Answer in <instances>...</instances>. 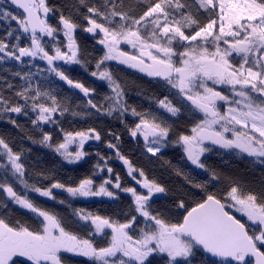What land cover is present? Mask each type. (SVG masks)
Segmentation results:
<instances>
[{"label": "snow or ice", "instance_id": "obj_1", "mask_svg": "<svg viewBox=\"0 0 264 264\" xmlns=\"http://www.w3.org/2000/svg\"><path fill=\"white\" fill-rule=\"evenodd\" d=\"M78 5L79 20L66 17L50 0H0V71L8 73L0 75V122L18 128L17 118L24 117L41 133L38 140L28 137L33 144L68 164L85 160V144L100 141L101 134L95 128L64 129L66 114L82 113L66 97L58 99L56 82L63 81L79 90L90 110L119 119L146 154L157 157L169 146L178 147L213 184L220 178L206 164L209 153L250 158L264 167V0H78ZM57 16L58 23H52ZM77 31L101 46L89 73L110 89L100 101L96 89L66 73L70 65L88 71ZM111 61L167 89L155 112L128 104ZM186 112L195 119L187 132L177 133L169 121ZM128 115L136 118L131 126ZM45 125L55 126L60 140L53 142ZM107 146L127 165L131 185L122 184L104 157L75 185L59 180L45 185L50 176L26 166L31 150L0 136V264H69V256L85 257L90 264H264V187L250 190L232 181L217 194L177 171L189 188L173 201L179 219L172 222L165 215L169 209L153 207L158 194L166 198V187L121 155L116 144ZM26 173L36 182L30 183ZM54 189L73 199L118 201L121 193L128 194L130 211L116 218L74 210V223L89 229L82 236L30 195L55 200ZM9 204L34 214L37 227L9 220Z\"/></svg>", "mask_w": 264, "mask_h": 264}, {"label": "trees", "instance_id": "obj_2", "mask_svg": "<svg viewBox=\"0 0 264 264\" xmlns=\"http://www.w3.org/2000/svg\"><path fill=\"white\" fill-rule=\"evenodd\" d=\"M50 3L56 6L60 12H63L66 17L72 15L79 20L77 15L78 0H50ZM51 22L54 24L58 23V16ZM2 25L3 22H0V26ZM2 34L0 33V35ZM76 36L81 51L87 60L88 71L77 65L75 69L66 68V73L70 78L83 83L86 87L96 89V99L100 101L110 90L94 80L89 73L94 69L95 59L102 55L101 47L95 44L92 37L87 33L77 31ZM7 66L11 67L13 71L20 70L19 65L10 64ZM2 67L4 66H0V68ZM110 70L113 76L124 87L128 104L138 111L151 110L155 112L156 100L167 94V89L158 80L151 79L133 68L111 65ZM0 75L8 76V73L0 71ZM15 83L19 84V79ZM56 87L58 99L66 97L71 102L73 110L82 113V115L75 117L66 114L61 120L64 129L68 131H80L95 128L101 134V140L97 141L98 143L92 141L90 145L93 148H88L89 160L85 159L82 164L75 166L72 170L54 151L40 144H33L28 139V137H31L38 140L41 137V133L26 118H17V122L20 125L18 128L12 126L10 123L0 122V136H3L10 144L31 150L26 154V166L30 172L45 173L50 176L49 180L43 182L45 185L55 180H59L66 185H75L81 178L93 172L94 165L99 162V157H104L107 160V165L113 169L114 174L118 173L120 175L122 184L126 186L131 185L132 181L129 180L125 169L122 168L124 164L117 157L116 149H111L107 146L111 142L117 145L120 154L129 159L135 167L142 168L149 177L154 178L166 187V199L158 200L153 204V207L161 211L169 209L170 211L166 212L165 215L172 222H176L179 219V214L175 209L173 201L181 193H187L189 188L185 183L184 175H177V171L187 174L198 183H207L209 189L217 194L223 192L232 181H236L242 187L250 190L258 191L261 187H264V167L253 164L250 158H239L232 154H207V166L215 170L216 175L220 178L218 183L213 184L208 180L206 173L194 168V166H191L184 159L182 150L178 147L169 146L162 154H157V157H151L145 153L144 145L141 141L133 140L129 136L128 131L119 119L106 114H97L95 111L90 110L85 104V98L79 90L69 88L63 81H57ZM173 102L175 103V98H173ZM158 114L165 115L162 112ZM194 119L191 113L186 112L181 118L173 119L169 123L172 124L173 130L177 133L187 132ZM126 120L128 125L131 126L135 118L128 115ZM44 131L52 134L53 142L61 138L59 131L53 125H45ZM113 134L119 136L120 140L117 141ZM124 166L127 167V165ZM26 178L29 179L30 183L36 182L35 175H28L26 173ZM16 187L18 189L19 185H16ZM0 194V198H2L3 194ZM30 195L38 206L62 217L73 226V230L78 231L82 236L87 235L89 229L74 223V210L86 209L101 216L120 218L124 213L130 211V204L132 202L130 201V196L125 197L122 195H120L121 198L119 197L118 201L114 202L104 201L103 199L81 202L73 200L64 192H54L55 200ZM186 198L191 202L192 197L188 196ZM201 198V196L195 197V199ZM60 200L65 201V203H59ZM8 208L7 217L12 222L19 221L30 228L37 227L38 218L31 212L21 210L11 204H9ZM3 214L0 213V215ZM97 240L99 241L100 238L97 237ZM69 264H90V262L86 258L69 256Z\"/></svg>", "mask_w": 264, "mask_h": 264}, {"label": "rangeland", "instance_id": "obj_3", "mask_svg": "<svg viewBox=\"0 0 264 264\" xmlns=\"http://www.w3.org/2000/svg\"><path fill=\"white\" fill-rule=\"evenodd\" d=\"M89 35V34H88ZM47 39V38H46ZM101 47V46H100ZM125 48H126V50H128L127 49V47L126 46H124ZM111 65H120V66H122V67H128L127 65H122V64H119L118 62H116V61H111V62H109V66H111ZM77 65H70V66H65L66 68H68V69H75V67H76ZM134 69V68H133ZM135 70H137V69H135ZM138 71V70H137ZM141 73V72H140ZM142 74H144V73H142ZM145 75V74H144ZM148 77V76H147ZM94 78V77H93ZM149 78H151V79H155V78H152V77H149ZM94 80H96L98 83H100L101 85H103V86H105V87H107L108 88V86H107V83L105 82V81H101V80H98L97 78H94ZM109 89V88H108ZM110 90V89H109ZM136 119V118H135ZM95 142V143H98L97 141H95V140H89L86 144H85V151L86 152H88V148H93V146H91L90 144H91V142ZM165 150V149H164ZM163 150V151H164ZM89 153V152H88ZM147 155H150L151 156V154H147ZM89 157H90V155L89 156H87L85 159H89ZM84 161V160H83ZM83 161H81L80 163H77V164H68L67 162H65L66 163V165H68V167H70V168H72V170H73V168H75V166H79L80 164H82L83 163ZM190 164V163H189ZM122 168L123 169H127V167H125L124 165H122ZM198 170H200V169H198ZM201 171V170H200ZM19 189V188H18ZM53 192H58V193H61V192H63V191H60V190H53ZM65 193V192H64ZM65 194H67V193H65ZM32 195H36V196H38L37 194H35V193H32ZM68 195V194H67ZM120 195H122V196H127L128 197V194H124V193H121ZM0 196H1V194H0ZM40 197V196H39ZM43 198V197H42ZM71 198V197H70ZM107 201H112V200H110L109 198H107V197H104ZM121 198V197H120ZM119 198V199H120ZM44 199H48V198H44ZM73 199V198H72ZM74 200V199H73ZM75 200H77V201H81V202H85V201H91V200H100L99 198H96V197H93V198H87V199H83V198H77V199H75ZM131 201V200H130ZM17 208H19L18 206H16ZM19 209H21V208H19ZM21 210H24V209H21ZM24 211H27V210H24ZM237 216H238V218H240L239 217V214H237ZM82 258H85V257H82ZM21 259H23V258H21ZM87 259V258H86Z\"/></svg>", "mask_w": 264, "mask_h": 264}, {"label": "water", "instance_id": "obj_4", "mask_svg": "<svg viewBox=\"0 0 264 264\" xmlns=\"http://www.w3.org/2000/svg\"><path fill=\"white\" fill-rule=\"evenodd\" d=\"M159 196H160V198L159 199H157L156 197H154V199L157 201V200H161V199H166L165 197H164V195L163 194H158ZM167 197V196H166ZM210 259H212V260H215L216 258H210Z\"/></svg>", "mask_w": 264, "mask_h": 264}, {"label": "flooded vegetation", "instance_id": "obj_5", "mask_svg": "<svg viewBox=\"0 0 264 264\" xmlns=\"http://www.w3.org/2000/svg\"><path fill=\"white\" fill-rule=\"evenodd\" d=\"M90 158V157H89ZM89 160V159H88ZM126 171V174H127V170H125ZM129 178V177H128ZM129 180H130V178H129ZM131 181V180H130ZM128 197H129V195H128ZM99 199H103L104 201H107L104 197H98ZM130 200H131V198H130ZM158 201V200H157ZM156 201V202H157ZM109 202H114V201H109Z\"/></svg>", "mask_w": 264, "mask_h": 264}]
</instances>
